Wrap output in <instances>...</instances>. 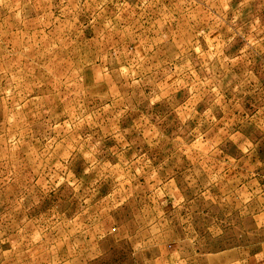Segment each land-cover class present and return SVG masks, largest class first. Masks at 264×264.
<instances>
[{"label": "rangeland", "instance_id": "obj_1", "mask_svg": "<svg viewBox=\"0 0 264 264\" xmlns=\"http://www.w3.org/2000/svg\"><path fill=\"white\" fill-rule=\"evenodd\" d=\"M263 244L264 0H0V264Z\"/></svg>", "mask_w": 264, "mask_h": 264}, {"label": "crops", "instance_id": "obj_2", "mask_svg": "<svg viewBox=\"0 0 264 264\" xmlns=\"http://www.w3.org/2000/svg\"><path fill=\"white\" fill-rule=\"evenodd\" d=\"M233 264H264V244L260 250L250 255L247 259H243L240 262Z\"/></svg>", "mask_w": 264, "mask_h": 264}]
</instances>
